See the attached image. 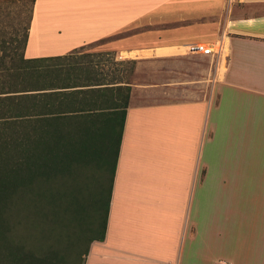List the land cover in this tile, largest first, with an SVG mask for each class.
Returning <instances> with one entry per match:
<instances>
[{
  "label": "crops",
  "instance_id": "obj_1",
  "mask_svg": "<svg viewBox=\"0 0 264 264\" xmlns=\"http://www.w3.org/2000/svg\"><path fill=\"white\" fill-rule=\"evenodd\" d=\"M216 41L218 57L182 51ZM88 46L112 59L81 63ZM21 55L73 56V80L129 87L103 239L82 264H264V0H33ZM123 64L144 79L123 80ZM238 97L240 156L219 154L234 128L221 100ZM119 113L63 117L88 129Z\"/></svg>",
  "mask_w": 264,
  "mask_h": 264
},
{
  "label": "trees",
  "instance_id": "obj_2",
  "mask_svg": "<svg viewBox=\"0 0 264 264\" xmlns=\"http://www.w3.org/2000/svg\"><path fill=\"white\" fill-rule=\"evenodd\" d=\"M14 3L29 4L24 26L8 22L9 41L22 52L33 0H0V13L9 17ZM71 60L20 55L0 69V264H82L87 245L103 239L129 87L89 88L103 84L73 80L81 67ZM105 110H120V122L94 117L99 125L80 129L63 117Z\"/></svg>",
  "mask_w": 264,
  "mask_h": 264
},
{
  "label": "rangeland",
  "instance_id": "obj_3",
  "mask_svg": "<svg viewBox=\"0 0 264 264\" xmlns=\"http://www.w3.org/2000/svg\"><path fill=\"white\" fill-rule=\"evenodd\" d=\"M9 10L11 12L10 16L7 17L4 14V11L0 13V40H4V53L0 52V59L2 60V63L0 64L1 68H6L10 66L11 64L16 63V60H18L19 56L21 55V49L15 48V45L11 43L10 40V28L8 27V22L11 20V18H14L15 25L24 26L26 22L27 17V11L29 10V4L24 3V5H21V3H14L8 6ZM18 11V12H17ZM9 48V49H8ZM11 48H15L13 50V57L9 58L8 55L11 54ZM183 51V50H182ZM81 56H79V61L83 64H90V65H96V69L99 67V63L106 62L109 63L112 57L106 56L105 53H97L92 52V48L90 46L84 47L82 50H80ZM12 59H15L12 61ZM1 62V61H0ZM18 63V61H17ZM116 70L119 71V73L122 76V79L129 82L134 80H142L144 79L145 69H138V71H135V67H133L130 64H123L120 67H116ZM253 88L254 86H249ZM256 88V87H255ZM176 96V97H175ZM174 97H171L168 99V101L177 100L180 99L179 95H175ZM225 97V96H224ZM166 100V99H164ZM242 98L238 97L235 100H225L224 98L221 100V108L228 111L231 122L233 123V130L230 132L229 137V144L228 146H224L223 140L220 138L221 132H219V138L216 140V146L215 151H217L219 154H225V151H227V154L229 156H240V146H238V143H240L241 139V130H240V121H241V113H242ZM214 149L210 151V148L207 144L203 147V155L213 153Z\"/></svg>",
  "mask_w": 264,
  "mask_h": 264
},
{
  "label": "built area",
  "instance_id": "obj_4",
  "mask_svg": "<svg viewBox=\"0 0 264 264\" xmlns=\"http://www.w3.org/2000/svg\"><path fill=\"white\" fill-rule=\"evenodd\" d=\"M221 42L216 41L207 44H193L185 46L183 51L190 55H200L208 57H218L221 54ZM218 264H229L225 261H219Z\"/></svg>",
  "mask_w": 264,
  "mask_h": 264
},
{
  "label": "bare ground",
  "instance_id": "obj_5",
  "mask_svg": "<svg viewBox=\"0 0 264 264\" xmlns=\"http://www.w3.org/2000/svg\"><path fill=\"white\" fill-rule=\"evenodd\" d=\"M222 69V68H221Z\"/></svg>",
  "mask_w": 264,
  "mask_h": 264
}]
</instances>
